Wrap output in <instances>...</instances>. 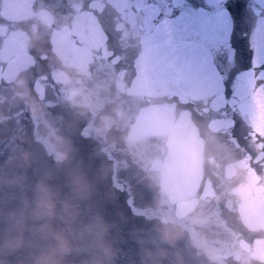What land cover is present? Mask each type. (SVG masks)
Listing matches in <instances>:
<instances>
[{
	"label": "water",
	"instance_id": "1",
	"mask_svg": "<svg viewBox=\"0 0 264 264\" xmlns=\"http://www.w3.org/2000/svg\"><path fill=\"white\" fill-rule=\"evenodd\" d=\"M0 264H264V0H0Z\"/></svg>",
	"mask_w": 264,
	"mask_h": 264
},
{
	"label": "clouds",
	"instance_id": "2",
	"mask_svg": "<svg viewBox=\"0 0 264 264\" xmlns=\"http://www.w3.org/2000/svg\"><path fill=\"white\" fill-rule=\"evenodd\" d=\"M36 39L39 40V36H37ZM16 89H17L16 90V96L20 100H23L25 102H30L31 103L27 82L24 79H20V80L17 81ZM33 110L35 112H37V114H39V112H40L39 106L35 105L34 103H33ZM21 157L26 160L27 159V153L26 152H22L21 153ZM192 210L193 209H189V211H192ZM162 231H164L165 235H168L171 232V224H170V222L166 223L164 225ZM9 244L14 246V241H9Z\"/></svg>",
	"mask_w": 264,
	"mask_h": 264
}]
</instances>
